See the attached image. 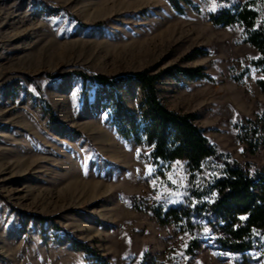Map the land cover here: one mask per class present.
<instances>
[{
	"label": "rangeland",
	"instance_id": "rangeland-1",
	"mask_svg": "<svg viewBox=\"0 0 264 264\" xmlns=\"http://www.w3.org/2000/svg\"><path fill=\"white\" fill-rule=\"evenodd\" d=\"M243 1L193 0L196 9L179 14L166 0H0V264H264L214 248L207 228L186 253L194 236L154 212L183 202V162L156 163L121 137L107 90L76 74L202 67L210 78L162 77L160 99L193 114L247 171L263 170L264 146L251 153L233 127L264 110L261 75L249 66L257 50L242 27L208 18ZM121 94L135 109L138 91Z\"/></svg>",
	"mask_w": 264,
	"mask_h": 264
},
{
	"label": "trees",
	"instance_id": "trees-1",
	"mask_svg": "<svg viewBox=\"0 0 264 264\" xmlns=\"http://www.w3.org/2000/svg\"><path fill=\"white\" fill-rule=\"evenodd\" d=\"M183 14L185 7H195L193 0H166ZM218 3L228 0H216ZM214 25L242 27L244 42L257 50L249 66L260 73L257 85L264 93V5L262 0L234 2L219 6L208 15ZM195 49L193 53H203ZM189 57V56H188ZM249 67L233 75L240 81ZM72 74L71 72L68 75ZM83 80H91L107 90L116 132L150 149L156 163L183 162L187 172V191L183 202L154 208L160 222H174L181 230L192 234L186 253L192 254L203 243L201 231L207 228L212 235L211 245L241 257L242 263L264 258V169L247 171L228 152L219 150L203 129L194 122L191 113L169 109L160 99L157 84L162 77L182 75L189 79L210 78L202 67L170 66L156 69L149 66L118 74L77 72ZM65 76V75H64ZM136 89L140 94L135 109L124 101L121 91ZM45 109L52 117L49 104ZM233 127L236 140L244 143L251 153L264 146V110L253 118L237 120ZM133 200V199H132ZM56 229L64 230L55 225ZM75 248L87 254L93 250L84 242L71 238ZM252 252H258L255 257ZM103 264H110L103 261Z\"/></svg>",
	"mask_w": 264,
	"mask_h": 264
}]
</instances>
